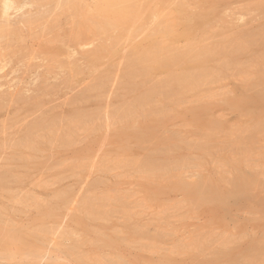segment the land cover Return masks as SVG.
<instances>
[{
	"label": "rangeland",
	"instance_id": "374dc122",
	"mask_svg": "<svg viewBox=\"0 0 264 264\" xmlns=\"http://www.w3.org/2000/svg\"><path fill=\"white\" fill-rule=\"evenodd\" d=\"M16 1L0 0V264H264V0ZM189 54L207 64L154 71Z\"/></svg>",
	"mask_w": 264,
	"mask_h": 264
},
{
	"label": "bare ground",
	"instance_id": "6f19581e",
	"mask_svg": "<svg viewBox=\"0 0 264 264\" xmlns=\"http://www.w3.org/2000/svg\"><path fill=\"white\" fill-rule=\"evenodd\" d=\"M18 1H20V0H17L16 2H18ZM25 1H26V0H25ZM43 1H44V0H43ZM98 1H99V0H98ZM100 1L103 2L102 0H100ZM110 1H111V0H109V2H110ZM112 1H116V0H112ZM112 1H111V2H112ZM104 2H105V1H104ZM185 2H186V1H185ZM33 3H34V2H33ZM45 3H46V2H45ZM107 3H108V2H107ZM201 3H202V2H201ZM25 4H26V3H25ZM31 4H32V0H31ZM36 4H37V3H36ZM38 4H39V3H38ZM26 5L28 6V4H26ZM215 5H216V3H215ZM17 6H18V5H17ZM24 6H25V5H24ZM101 6H102V5H101ZM98 7H99V6H98ZM23 8H24V7H23ZM25 8H26V6H25ZM105 8H106V7H105ZM105 8L103 7L102 9H105ZM190 9H191V8H190ZM197 9H198V8H197ZM18 10H19V8H18ZM69 10H70V9H69ZM71 10H72V9H71ZM192 10H194V9H192ZM195 10H196V8H195ZM203 10H205V9H203ZM245 10H246V9H245ZM103 11H105V10H103ZM68 12H69V11H68ZM230 12H231V11H230ZM22 13H23V12H22ZM244 13H245V12H244ZM24 14H25V13H24ZM190 14H191V13H190ZM0 15H1V14H0ZM186 15H187V14H186ZM188 15H189V14H188ZM194 16H195V13H194ZM75 17H76V16H75ZM122 17H123V16H122V13H121V12H115V13L112 14V16H111V15H110V17L107 16V18H109V19H107V20H109V22L116 23L117 21L120 22L121 19H122ZM182 18H183V17H182ZM184 18H185V17H184ZM195 18H196V17H194V19H192L193 21H192V20H189L188 23H187V21H185L186 23H184L183 25L186 24L187 26H192V25H193V22L196 21ZM197 18H198V17H197ZM203 18H206V19H207L208 16H206V17L204 16ZM9 19H10V18H9ZM13 19H14V18H13ZM212 19H213V18H212ZM214 19H215V18H214ZM75 20H76V19H75ZM107 20H100V21L98 22V24H100V23H101V24L107 23V22H108ZM185 20H188V19H185ZM198 20H199V19H198ZM198 20H197V21H198ZM202 20H203V19H202ZM76 22H77V21H76ZM182 22H184V21H182ZM204 22H205V21H204ZM204 22H203V23H204ZM211 22H212V20H211ZM196 23H197V22H196ZM14 24H15V23H14ZM31 24H32V23H31ZM110 24H111V23H110ZM110 24H109V25H110ZM38 25H39V24H38ZM56 25H57V24H56ZM194 25H195V24H194ZM225 25H226V24H225ZM74 26H75V24H74ZM90 26L92 27L91 24H90ZM94 26H95V25H94ZM12 27H13V26H12ZM68 27H69V26H68ZM109 27H110V26H109ZM195 27H196V26H195ZM97 28H98V27H97ZM192 28H193V27H192ZM87 29H88V28H87ZM3 30H4V29H3ZM164 30H165V29H164ZM8 31H9V30H8ZM17 31H18V30H17ZM30 31H31V30H30ZM70 31H71V30H70ZM76 31H77V30H76ZM76 31H75V32H76ZM169 31H170V30H169ZM169 31H168V32H169ZM174 31H175V30H174ZM71 32H73V31H71ZM170 32H172V31H170ZM252 32L254 33V31H252ZM256 32H257V31H256ZM22 33H23V32H22ZM41 33H42V32H41ZM66 33H67V32H65V35H66ZM69 33H70V32H69ZM176 33H177V32H176ZM63 34H64V33H63ZM168 34H169V33H168ZM170 34H171V33H170ZM174 34H175V33H174ZM205 34H206V33H205ZM244 34L246 35L247 32H245ZM249 34H250V33H249ZM67 35H68V34H67ZM67 35H66V36H67ZM75 35H76V34H75ZM171 35H172V34H171ZM245 35H244V37H245ZM247 35H248V34H247ZM258 35H259V34H258ZM262 35H263V34H261V36H262ZM169 36H170V35H169ZM259 36H260V35H259ZM75 37H76V36H75ZM81 37H82V36H81ZM172 37H174V35H172ZM172 37H171V38H172ZM175 37H178V36H175ZM239 37H240V39L238 38L237 40H241V38H242L241 43H240V46L243 45L244 47L246 46L245 48H248V49L251 48V47H247V45H245L247 42H246L245 39L243 40V36L241 37V35H240ZM263 37H264V36H263ZM200 38H201V37H200ZM246 38H247V36H246ZM10 39H12V38L10 37ZM21 39H22V37H21ZM64 39H65V38H64ZM67 39H68V36H67ZM79 39H80V38H79ZM235 39H236V38H235ZM254 39H255V38H254ZM261 39H262V38H261ZM60 40H61V39H60ZM60 40L58 39L59 42H61ZM74 40H75V38H74ZM199 40H200V39H199ZM237 40H236V41H237ZM257 40H258V39L256 38L255 41L257 42ZM12 41H13V40H12ZM51 41H52V40H51ZM75 41H76V40H75ZM242 41H244V42H242ZM247 41H248V40H247ZM8 42H9V41H8ZM56 42H57V41H56ZM64 42H67V41H64ZM71 42H72V40H71ZM231 42H232V41H231ZM245 42H246V43H245ZM6 43H7V42H6ZM61 43H62V42H61ZM69 43H70V42H69ZM242 43H243V44H242ZM244 43H245V44H244ZM260 43H261V42H260ZM226 44H227V43H226ZM247 44H248V46H249V42H248ZM256 44H257V43H256ZM60 45H61V44H60ZM60 45H59V46H60ZM238 45H239V44H238ZM62 46H63V45H62ZM55 47H56V46H55ZM68 47H70V46H68ZM227 47H229V46H227ZM232 47H233V46H232ZM232 47L230 46V49H229V50H232V51H229V52H228V49L225 48V50H224V51H225V52H224L225 54H224V53H223V54H224L225 56H228V54H229L230 52H233V53H234L233 49L235 50V49H237V48H235V47H236V46H235V47L232 49ZM258 47H259V46H258ZM258 47H257V48H258ZM197 48H198V47H197ZM214 48H215V47H214ZM222 48H223V47H222ZM257 48H256V49H257ZM259 48H260V47H259ZM62 49H64V48H62ZM157 49H158V48H157ZM192 49H193V48H192ZM254 49H255V48H254ZM263 49H264V48H263ZM14 50H15V49H14ZM161 50H162V49H161ZM196 50H197V49H196ZM215 50H217V48H215ZM215 50H214V51H215ZM226 50H227V51H226ZM236 51H237V50H236ZM238 51H239V48H238ZM242 51H243V52H246V51H249V50H245V51H244V50L242 49ZM62 52H64V51H62ZM68 52H69V50H68ZM154 52H155V51H154ZM190 52H191V51H190ZM226 52H228V53H226ZM254 52H255V51H254ZM260 52H263V53H264V51H260ZM14 53H15V52H14ZM110 53H111V52H110ZM179 53H180V52H179ZM195 53H197V52H195ZM59 54H60V53H59ZM59 54H57V55H59ZM62 54H63V53H62ZM104 54H105V53H104ZM216 54L218 55V53H216ZM223 54H222L221 57H223L222 59L224 60V56H223ZM226 54H227V55H226ZM231 54H232V53H231ZM231 54H230V55H231ZM234 54H235V53H234ZM246 54H247V53H246ZM246 54H245V55H246ZM9 55H10V54H9ZM51 55H52V53H51ZM64 55H65V54H64ZM110 55H111V54H110ZM190 55H191V56H190ZM249 55H250V54H249ZM261 55H263V54H261ZM49 56H50V55H49ZM53 56H54V55H53ZM55 56H56V55H55ZM188 56H190V57H188V58H179L178 56H176V58H173V59L170 58L167 62H163V61H161V63L157 64V66H154V71H157V72L160 71V70L162 71V69H164L165 67L170 66V65H175V67H176L178 64H180V65L183 64V65L181 66L182 68H183V66L185 65V68H187V69L190 70V68H194V67L202 66L203 64H207V63H206L207 61H206V62H205V61L203 62L201 59H200L201 61H199V58L196 59L197 56L194 55V54H189ZM195 56H196V58H195L196 60H192L191 58H194ZM213 56H214V55H213ZM44 57H45V56H44ZM104 57H105V56H104ZM163 57H164V56H163ZM177 57H178V58H177ZM218 57H220V55H218ZM228 57H229V56H228ZM238 57H239V56H238ZM240 57H241V56H240ZM5 58H6V57H5ZM89 58H90V57H89ZM152 58L155 59V61H158V60H157L158 57H157V58H156V57H155V58L152 57ZM159 58H160V57H159ZM248 58H249V57H248ZM33 59H34V58H33ZM96 59H97V58H96ZM141 59H142V58H141ZM149 59H150V58H149ZM153 59H152V60H153ZM209 59H210V58H209ZM212 59H214V58H212ZM230 59H231V56H230ZM233 59H235V57H233ZM236 59H237V58H236ZM100 60H101V59H100ZM210 60H211V59H210ZM215 60H216V59H215ZM218 60H219V59H218ZM227 60H228V58H227ZM227 60H226V62H228L229 64H230L231 62L235 64V62H234L232 59H231V60H232L231 62H230V60H228V61H227ZM243 60H245V58H244ZM67 61H68V60H67ZM165 61H166V60H165ZM208 61H209V60H208ZM220 61H221V59H220ZM237 61H239V60H237ZM245 61H246V60H245ZM262 61H263V60H261V62H262ZM162 62H163V63H162ZM211 62H212V64H213V62H215V61H211ZM211 62H210V63H211ZM242 62H243V61H242ZM210 63H209V64H210ZM215 63H217V62H215ZM218 63H219V62H218ZM222 63H223V62H222ZM236 63H237V62H236ZM212 64H211V65H212ZM223 64H225V63H223ZM229 64H228V65H229ZM234 64H233V65H234ZM261 64H262V63H261ZM180 65H179V66H180ZM211 65H210V66H211ZM215 65H217V64H215ZM228 65H227V66H228ZM230 65H231V64H230ZM230 65H229V66H230ZM236 65H237V64H236ZM236 65H235V66H236ZM239 65H240V64H239ZM54 66H55V65H54ZM213 66H214V65H213ZM219 66H220V65H219ZM225 66H226V65H225ZM243 66H244V65H243ZM250 66H251V65H250ZM51 67H52V66H51ZM202 67H203V66H202ZM208 67H209V66H206V68H208ZM214 67H215V66H214ZM220 67H221V66H220ZM230 67H231V66H230ZM256 67H257V66H256ZM143 68H144V67H143ZM152 68H153V67H152ZM210 68H211V67H210ZM212 68H213V67H212ZM215 68H216V67H215ZM218 68H219V67H218ZM224 68H225V67H224ZM243 68H244V67H243ZM248 68H249V67H248ZM166 69H167V68H166ZM169 69H170V68H169ZM169 69H168V71L170 72L171 69H170V70H169ZM194 69H196V68H194ZM201 69H202V68H201ZM2 70H3V69H2ZM129 71H130V70H129ZM133 71H134V70H133ZM161 71H160V72H161ZM171 71H172V70H171ZM215 71H216V70H215ZM245 71H246V70H245ZM59 72H60V71H59ZM204 72H206V71H204ZM49 73H50V71H49ZM137 73H138V72H137ZM148 73H149V72H148ZM175 73H176V72H175ZM247 73H248V72H247ZM5 74H6V73H5ZM170 74H171V73H170ZM199 74H200V73H198V74H194V75L197 76V75H199ZM222 74H223V73H222ZM146 75H147V74H146ZM146 75H145V76H146ZM167 75H169V74L167 73ZM194 75H193V77H195ZM200 75H201V74H200ZM132 76H133V75H132ZM189 76H191V75H189ZM189 76H188V77H189ZM193 77H191V78L189 77V80L192 79ZM200 77H202V76H199V80H201ZM195 78H197V77H195ZM195 78H194V79H195ZM166 79H167V78H166ZM179 79H180V78L178 77V80H177V81H179ZM135 80H136V78H135ZM180 80H183V79L181 78ZM189 80H188V81H189ZM192 80H193V79H192ZM192 80H190V81H192ZM199 80H198V81H199ZM170 81H171V84H172V82L175 83V81H173V79H170ZM196 81H197V80H196ZM8 82H9V80H8ZM184 82H186V81H185V78H184ZM143 83H144V82H143ZM174 83H173V85H174ZM177 83H178V82H177ZM189 83H190V82H187L186 85H185V84H182V83L180 82V84H181L182 86H180V84H179V85L175 84L174 87H175V86H179L178 88H181V89L183 90V89H185L187 86H189ZM191 83L194 84V82H191ZM195 83H196V82H195ZM205 83H206V82H205ZM187 84H188V85H187ZM203 84H204V83H203ZM262 84H263V83H262ZM173 85H172V86H173ZM183 85H185L186 87L184 88ZM195 85H196V84H195ZM197 85H198V84H197ZM172 86H171V87H172ZM190 86H191V85H190ZM165 87H166V86H165ZM182 87H183V88H182ZM155 89H156V88H155ZM171 89H172V91H173L174 88L172 87ZM176 89H177V88H176ZM189 89H190V88H189ZM197 89H198V88H197ZM197 89H196V90H197ZM177 90H179V89H177ZM182 90H179V91H181L182 93H185V92L182 91ZM185 90H187V89H185ZM192 90H194V88H193ZM192 90L187 91V92H191ZM181 92H180V93H181ZM187 92H186V93H187ZM263 92H264V91H263ZM2 93H4V92H2ZM27 93H28V92H27ZM135 93H136V92H135ZM170 93H171V91H170ZM172 93H173V92H172ZM174 93L176 94L177 92L175 91ZM186 93H185V95H187ZM6 94H7V93H6ZM177 94H179V93H177ZM188 94H189V93H188ZM141 95H142V94H141ZM164 95H165V94H164ZM182 95H183V94H182ZM260 95H261V94H260ZM134 96H135V95H134ZM136 96H138V95H136ZM166 96H167V95H166ZM196 96H197V95H196ZM25 97H26V96H25ZM170 97H171V96H170ZM173 97H174V96H173ZM216 97H217V96H216ZM225 97H226V96H225ZM261 97H262V96H261ZM147 98H148V97H147ZM175 98H176V97H175ZM181 98H182V97H181ZM183 98H184V97H183ZM6 99H7V98H6ZM152 99H153V98H152ZM170 99H171V98H170ZM178 99H179V98H178ZM244 99H245V98H244ZM252 99H253V98H252ZM256 99H258V97H257ZM261 99H262V98H261ZM168 101H169V100H168ZM207 101H208V100H207ZM207 101H206V103H207ZM210 101H211V100H210ZM241 101H242V100H241ZM171 102H172V101H171ZM243 102H244V101H243ZM243 102H242V103H243ZM157 103H158V102H157ZM181 103H182V102H181ZM202 103H203V102H202ZM206 103H204V104H202V105H205ZM209 103H210V102H209ZM209 103H207L206 105H208ZM240 103H241V102H240ZM242 103H241V104H242ZM259 103H260V102H259ZM261 103H263V101H262ZM155 104H156V103H155ZM214 104H215V103H214ZM241 104H240V105H241ZM158 105H159V104H158ZM158 105H157V106H158ZM202 105H200L201 107H200V106L197 107V109H198L197 111H201L200 109H202V111H204L205 113H207V112H208V109H210V111H212L211 108H213V109L215 108V107H214L215 105L212 107V105H213V104H212V105H211V108H210V106L208 105V107L206 106V107H205L206 109L203 110L204 107H203ZM244 105H245V104H244ZM236 106H237V105H236ZM8 107H9V106H8ZM131 107H133V106H131ZM181 107H182V105H181ZM129 109H130V108H129ZM178 109H179V108H178ZM263 109H264V108H263ZM263 109H262V112L264 111ZM84 110H85V109H84ZM188 110H189V109H188ZM190 111H191V110H190ZM190 111H188V112L190 113ZM204 112H203V113H204ZM128 113H130V112H128ZM131 113H132V112H131ZM168 113H169V112H168ZM172 113H173V112H172ZM185 113H186V112H185ZM195 113H196V109H195ZM211 113H213V112H211ZM57 114H58V113H57ZM153 114H154V113H153ZM192 114H193V113H192ZM196 114H197V113H196ZM62 115H63V114H62ZM159 115H160V114H159ZM166 115L168 116V114H166ZM170 115H173V114H169V116H170ZM205 115L208 117L207 114H205ZM164 116H165V115H164ZM167 116H165V117L168 118ZM173 116H174V115H173ZM182 116H183V115H182ZM206 116H202V117H206ZM82 117H83V116H82ZM80 118H81V117H80ZM86 118H87V117H86ZM163 118H164V117H163ZM169 118H170V119H168L169 121H171V119L173 120V117L170 116ZM197 118H198V117H197ZM208 118H210L209 120H211V121L213 122L212 119H214V118H211V114H210V113H209V117H208ZM208 118L206 119V121L204 122V124H206V122H208ZM216 118H217V117H216ZM88 119H89V118H88ZM199 119H202L201 116H200ZM203 120H205V119H203ZM60 121H61V120H60ZM201 121H202V120H201ZM211 121H209V122L212 123ZM214 121H215V122H213V123H216V120H214ZM53 123H54V122H53ZM128 123H129V122H128ZM202 123H203V122H202ZM202 123H201V125H202ZM210 123H208V124H209L208 129H211V127H210L211 124H210ZM219 123H220V122H219ZM79 124H80V123H79ZM132 124H133V123H132ZM136 125L138 126V123H137ZM141 125H142V124H141ZM52 126H53V125H52ZM132 126H133V125H132ZM132 126L129 124V125H128V128H129V129H130V128H133ZM212 126H213V125H212ZM218 126H219V125H218ZM60 127H61V126H60ZM138 127H139V126H138ZM142 127H143V126H142ZM145 127H146V126H145ZM197 127H198V126H197ZM203 127H204V126H203ZM209 127H210V128H209ZM51 128H52V127H51ZM57 128H58V127H57ZM78 128H79V127H78ZM219 128H220V126H219ZM48 129H49V128H48ZM134 129H135V128H134ZM213 129L216 130L217 128H216V127H215V128L213 127ZM45 130H46V129H45ZM123 130H124V129H123ZM130 130H131V129H130ZM130 130H129V131H130ZM211 130H212V129H211ZM215 130H214V131H215ZM40 131H41V130H40ZM95 131H96V130H95ZM126 131H127V129H126ZM136 131H139V130H137V127H136ZM209 131H210V130H209ZM209 131H208V133H209ZM214 131L212 130V132H214ZM57 132H58V131H57ZM212 132H211V133H212ZM52 133H53V132H52ZM221 133H222V132H221ZM129 134H132V133H129ZM151 134H152V133H151ZM212 134H213V133H212ZM215 134H216V133H215ZM133 135H134V134H133ZM166 135H167V134H166ZM33 136H34V135H33ZM129 136H131V135H129ZM140 136H141V135H140ZM218 136H219V135H218ZM69 137H70V136H69ZM161 137H162V136H161ZM163 137H165V136H163ZM158 138H159V137H158ZM168 138H169V137H168ZM70 139H71V138H70ZM146 139H147V138H146ZM149 139H150V138H149ZM165 139H166V138H165ZM170 140L172 141L173 139H170ZM67 141H68V140H67ZM131 141H132V140H131ZM163 141H164V140H163ZM135 142H136V141H135ZM164 142H165V141H164ZM172 142H173V141H172ZM169 143H170V142H169ZM177 143H178V142H177ZM141 144H142V143H141ZM203 144H204V143H203ZM208 144H209V143H208ZM169 145H170V144H169ZM20 146H21V145H20ZM55 146H56V145H55ZM173 147H174V146H173ZM65 148H66V147H65ZM177 150H178V149H177ZM170 151H171V150H170ZM24 154H25V153H24ZM28 154H29V153H28ZM157 156H158V155H157ZM173 161H174V160H173ZM82 163H83V162H82ZM34 164H35V163H34ZM43 164H44V163H43ZM170 165H171V164H170ZM170 165H169V166H170ZM172 165H173V164H172ZM172 165H171V166H172ZM239 165H240V164H239ZM239 165H238V166H239ZM41 166H42V165H41ZM44 166H45V165H44ZM159 166H160V165H159ZM42 167H43V166H42ZM144 167H145V166H144ZM20 168H21V167H20ZM73 170H74V169H73ZM77 173H78V172H77ZM178 174H179V173H178ZM244 175H245V174H244ZM254 175H255V174H254ZM155 177H156V176H155ZM169 177H170V176H169ZM146 178H147V177H146ZM150 178H151V177H150ZM161 178H164V177H161ZM251 178H252V177H251ZM173 180H174V179H173ZM248 180H249V179H248ZM149 181H150V180H149ZM166 181H167V180H166ZM176 181H177V179H176ZM179 181H180V180H179ZM202 181H204V180H202ZM207 181H208V180H207ZM207 181H206V182H207ZM242 181H243V180H242ZM161 182H162V181H161ZM172 182H173V181H172ZM180 182H181V181H180ZM229 182H230V181H229ZM148 183H149V182H148ZM155 183H156V181H155ZM159 183H160V182H159ZM182 183H183V182H182ZM244 183H245V182H244ZM178 184H179V183H178ZM180 184H181V183H180ZM195 184H196V183H195ZM195 184H194V186H195ZM205 184H206V183H205ZM160 185H161V184H160ZM160 185H159V186H160ZM171 185H172V184H171ZM173 185H174V184H173ZM185 185H186V184H185ZM185 185H184V186H185ZM198 185H199V184H198ZM0 186H2L1 183H0ZM161 186H162V185H161ZM184 186H183V187H184ZM155 187H156V186H155ZM192 187H193V186H192ZM244 187H245V186H244ZM180 188L182 189V187H180ZM189 188L191 189V187H189ZM189 188H188V189H189ZM194 188H195V187H194ZM162 189H163V188H162ZM183 189H184V188H183ZM188 189H187V190H188ZM192 189H193V188H192ZM209 189H210V188H209ZM233 189H234V188H233ZM154 190L156 191V189H154ZM157 190H158V189H157ZM176 190H177V188H176ZM188 191H190V190H188ZM210 191H211V190H210ZM7 192H8V191H7ZM153 192H154V191H153ZM212 192H213V191H212ZM94 193H95V192H94ZM12 194H13V193H12ZM187 194H188V193H187ZM203 194H204V193H203ZM111 195H112V194H111ZM189 195H190V194H189ZM105 196H107V195H105ZM156 196H157V195H156ZM193 196H194V195H193ZM193 196H192V198H193ZM219 196H220V195H219ZM95 197H96V196H95ZM161 197H162V196H161ZM98 198H99V197H98ZM189 198H190V197H189ZM99 199H100V198H99ZM115 199H116V198H115ZM205 200H206V199H205ZM102 201H103V200H102ZM107 201H108V200H107ZM187 201H188V200H187ZM223 201H224V200H223ZM114 202H115V201H114ZM202 202H203V201H202ZM89 203H90V201H89ZM91 204H93V203H91ZM64 205H65V204H64ZM186 205H187V204H186ZM192 205H193V204H192ZM209 205H210V204H209ZM216 206H217V205H216ZM91 207H92V206H91ZM201 207H202V206H201ZM212 207H213V206H212ZM218 207H219V206H218ZM209 208H211V207L209 206ZM216 208H217V207H216ZM222 208H223V207H222ZM203 209H204V208H203ZM205 209H207V208H205ZM97 210H98V209H97ZM98 212H99V211H98ZM126 212H127V211H126ZM103 213H104V212H103ZM263 213H264V212H263ZM258 219H259V218H258ZM8 221H9V220H8ZM260 221H261V220H260ZM98 222H99V221H98ZM100 222H101V221H100ZM132 222H133V221H132ZM253 222H255V221H253ZM6 223H7V225H8V222H7V221L5 222V224H6ZM134 225H135V224H134ZM20 226H21V225H20ZM99 226H102V225L100 224ZM131 226H132V225H131ZM10 227L12 228L11 225H10ZM13 227H14V226H13ZM18 227H19V226H16V228H17V229H15L16 232H17V230H18ZM103 227L106 228V226H103ZM135 227H136V226H135ZM12 229L14 230V228H12ZM2 230H3V229H2ZM13 230H11V231H9V230H3V231H5V232L7 231V234L4 232V233L7 235V236H6V235L4 234L7 238H8V233L11 232V233H10V237L8 238V240H10V238H11V234L14 235V233H15V234H16V235H15L16 238L18 237L17 235L20 234V233H16L15 230H14V232H12ZM19 230H20V231H19ZM19 230H18V231L21 232L22 229H19ZM8 231H9V232H8ZM26 232H28V230H27ZM26 232H23V233H26ZM96 232H97V231H96ZM1 234H3V233H1ZM21 234H22V233H21ZM41 234H42V233H41ZM13 235H12V236H13ZM5 236H2V237L6 238ZM15 237H14V238H15ZM19 237H20V236H19ZM21 237H22V236H21ZM23 237H24V236H23ZM25 237H26V235H25ZM25 237H24V238H25ZM4 238H1V240L4 239ZM7 238H6V239H7ZM14 238L12 237L13 240H14ZM26 238H27V237H26ZM29 238H30V236H29ZM13 240H11L12 242H11V241H10V242H11V243H15V242H13ZM22 240H23V239H22ZM22 240H21V241H22ZM2 241H4V240H2ZM5 241L7 242V240H5ZM14 241H15V240H14ZM30 241H31V240H30ZM8 242H9V241H8ZM10 242H9V243H10ZM18 242H19V240H18ZM18 242H16V243H18ZM1 243H2V242H1ZM26 243H29V242H26ZM5 244H7V243H5ZM5 244L3 243V245H5ZM24 244H25V243H24ZM30 244H31V243H30ZM33 244H34V243H33ZM9 245L11 246V244H9ZM14 245L17 246V244H13L12 246H14ZM25 245H26V244H25ZM117 245H118V244H117ZM20 246H21V245H20ZM22 246H23V245H22ZM22 246H21V247H22ZM26 246H27V245H26ZM6 247H7V245L5 246V248H6ZM24 247H25V246H24ZM30 247H31V245H30ZM33 247H34V245H33ZM0 248L5 249V248H3L2 246H1ZM7 248H9V247H7ZM11 248H13V247H11ZM11 248H10V249H11ZM31 248H32V247H31ZM5 250H6V249H5ZM26 250H27V249H26ZM7 251H9V249H7ZM14 251H15V250H14ZM17 251H18V252H22V251H20V249H18ZM18 252H17V253H18ZM24 252H25V251H23V253H24ZM189 253H190V252H189ZM218 253H219V252H218ZM219 255H220V254H219ZM259 255H260V253H259ZM228 257H229V256H228ZM228 257H227V259H230V258H228ZM232 257H233V256H232ZM245 257H246V256H245ZM256 257H257V256H256ZM92 261H93V260H92ZM223 261H224V260H223ZM223 261H222V262H223ZM228 261H229V260H228ZM226 262H227V261H226ZM214 263H215V262H214ZM227 263H228V262H227ZM229 263H230V262H229ZM251 263H252V262H251ZM206 264H207V263H206ZM208 264H209V263H208Z\"/></svg>",
	"mask_w": 264,
	"mask_h": 264
}]
</instances>
